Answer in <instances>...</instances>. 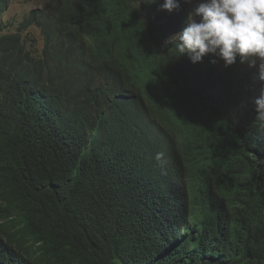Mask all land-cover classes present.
<instances>
[{
    "label": "trees",
    "instance_id": "16d2710c",
    "mask_svg": "<svg viewBox=\"0 0 264 264\" xmlns=\"http://www.w3.org/2000/svg\"><path fill=\"white\" fill-rule=\"evenodd\" d=\"M41 1L0 36V264H264L259 73L177 56L183 0Z\"/></svg>",
    "mask_w": 264,
    "mask_h": 264
},
{
    "label": "clouds",
    "instance_id": "9594fccd",
    "mask_svg": "<svg viewBox=\"0 0 264 264\" xmlns=\"http://www.w3.org/2000/svg\"><path fill=\"white\" fill-rule=\"evenodd\" d=\"M147 2L155 3V0ZM179 7L177 0H163L161 5V9L169 13ZM17 31L23 30L17 28L5 34ZM25 32L22 41L26 44ZM168 43L173 45L177 56L186 55L193 64L201 62L205 56H213L226 68L237 61L249 68L257 67L256 80L261 89L252 103L255 119L264 122V0H197L181 30ZM155 160L163 165L164 153H157Z\"/></svg>",
    "mask_w": 264,
    "mask_h": 264
},
{
    "label": "rangeland",
    "instance_id": "374dc122",
    "mask_svg": "<svg viewBox=\"0 0 264 264\" xmlns=\"http://www.w3.org/2000/svg\"><path fill=\"white\" fill-rule=\"evenodd\" d=\"M197 0H183L184 5L189 12L192 11L193 7ZM44 3L39 0H8L6 7L4 9L3 17L0 16V36L8 33L11 30H16L24 18L34 9L43 8ZM27 41H31L32 44L38 51H41L44 46V39L41 31L36 27H31L27 29L24 34ZM214 64L218 65L220 69L224 68L223 62L216 58ZM213 63V62H212ZM244 68L241 70L245 73L249 70H254L258 73L257 67L249 68L247 64L242 65ZM244 75V76H245ZM254 75V74H253ZM242 75L239 76V78ZM238 78V79H239ZM247 87H244L245 90H240L242 93H245L249 90V84H246Z\"/></svg>",
    "mask_w": 264,
    "mask_h": 264
}]
</instances>
